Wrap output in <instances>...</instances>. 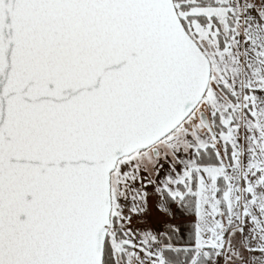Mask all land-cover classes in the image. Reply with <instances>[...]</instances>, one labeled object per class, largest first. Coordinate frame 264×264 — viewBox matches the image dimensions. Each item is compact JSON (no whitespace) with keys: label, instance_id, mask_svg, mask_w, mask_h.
I'll list each match as a JSON object with an SVG mask.
<instances>
[{"label":"snow or ice","instance_id":"obj_1","mask_svg":"<svg viewBox=\"0 0 264 264\" xmlns=\"http://www.w3.org/2000/svg\"><path fill=\"white\" fill-rule=\"evenodd\" d=\"M0 264H264V0H0Z\"/></svg>","mask_w":264,"mask_h":264}]
</instances>
